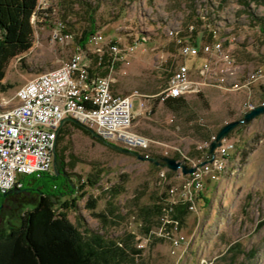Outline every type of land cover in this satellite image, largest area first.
Returning a JSON list of instances; mask_svg holds the SVG:
<instances>
[{
	"label": "rangeland",
	"instance_id": "1",
	"mask_svg": "<svg viewBox=\"0 0 264 264\" xmlns=\"http://www.w3.org/2000/svg\"><path fill=\"white\" fill-rule=\"evenodd\" d=\"M54 4V18L38 29L40 42L8 66L3 84L13 88L5 93L7 97L68 61L77 50V39L93 27L105 39L101 46L108 58L115 41L124 49L138 43L133 53L118 55L123 60L118 58L112 71L106 68L108 58L100 67L91 66L97 67L100 75L117 79L115 93L126 96L137 91L142 96L133 97L132 131L150 140V159L177 158L196 171L210 164L222 146H232L230 155L223 158L221 171L194 195L193 203L183 191L195 171L184 174L181 168L172 171L150 159L139 160L110 147L108 143L125 148L79 120L87 130L64 121L61 128H70V133L59 142V153L65 157L66 172L73 181L85 183L80 197L71 198H78V207L68 215L86 241L92 243L95 236L85 229L118 245L127 236H134V243L143 250L137 264H264V114L235 128L214 155L207 153L225 125L264 106V78L255 79L250 89L230 94L216 82L205 84L215 81L222 67H234L246 76L264 62V0H58ZM56 20L68 25L74 42L60 46L50 41L57 31ZM193 32H197L195 37ZM139 36L147 41L144 45L138 42ZM180 42L198 45V55L181 56ZM209 43L213 49L206 53ZM183 63L191 79L204 85L199 93L184 97L187 103L173 112L159 94ZM213 71L219 73L213 76ZM252 104L255 107L250 109ZM34 185L30 181L27 187ZM169 186L177 192L175 203L193 205L194 209H188L184 223L178 224L172 237L155 228L144 235L140 210L152 207ZM38 197L37 191L30 189L8 197L0 195V229L7 223L18 226L22 214L34 208ZM90 197L97 200L96 212L115 208L120 217L103 225L85 209ZM182 237L186 245L174 244Z\"/></svg>",
	"mask_w": 264,
	"mask_h": 264
},
{
	"label": "built area",
	"instance_id": "2",
	"mask_svg": "<svg viewBox=\"0 0 264 264\" xmlns=\"http://www.w3.org/2000/svg\"><path fill=\"white\" fill-rule=\"evenodd\" d=\"M57 1L38 0L32 17V22L37 27V29L35 27L34 46L40 42L38 29L45 26L40 23H46L49 18H54L52 7ZM56 30L50 41L60 46L74 42V34L69 32L66 23L56 20ZM173 33L171 32V36ZM104 41V37L96 33L89 38L85 48L76 45L77 50L68 61L62 62L59 68L44 73L39 79L30 80L12 97L0 93V193L23 188L24 178L28 176L40 177L50 172L58 132L68 117L79 120L106 140L119 143L146 159L153 157L150 154V140L132 131L135 118L133 97L142 96L137 91L131 95H119L113 90L117 82L116 78L112 75L103 76L92 72L89 55H100L99 65L102 66L104 53L101 45ZM119 43V41L112 43L108 51L110 58L106 68L111 71L118 58L123 60L118 55L123 52L124 56L133 53L135 45L138 44L134 43L124 49ZM180 44L181 56L198 55L199 50L196 46L183 45L182 42ZM220 46L217 45L218 48ZM128 48V52L125 53ZM211 49L213 48L210 43L205 46L206 53ZM252 71L245 76L243 72L235 71L234 67L232 70L222 67L219 77L205 84L216 82L215 84L227 94L234 90L250 89L255 79L264 78V62ZM212 73L215 76L219 72ZM201 85L204 83L191 79L189 68L183 63L169 79L159 97L163 99L191 96L190 94L200 92ZM254 107L255 105L252 104L250 109ZM231 148V145L222 146L210 164L198 167L192 174L186 186L187 190L183 191L185 196L190 195L187 196L190 201L194 203L192 200L194 195L204 190L205 183L209 179H215V175L222 169L223 158L230 155ZM174 189L170 191L173 197L177 193ZM189 208L193 210L194 206L190 205ZM178 224L175 222V230H178ZM181 239L180 243L176 239L174 244L186 245L187 241L183 237Z\"/></svg>",
	"mask_w": 264,
	"mask_h": 264
},
{
	"label": "trees",
	"instance_id": "3",
	"mask_svg": "<svg viewBox=\"0 0 264 264\" xmlns=\"http://www.w3.org/2000/svg\"><path fill=\"white\" fill-rule=\"evenodd\" d=\"M37 2L38 0H0V93H6L13 88L11 84H3L8 66L12 61L29 53L35 44L32 17ZM262 31L264 32L263 28ZM94 34L96 33L93 27L85 30L77 39L76 45L85 48ZM192 34L195 37L197 32ZM138 40L142 45L147 42L142 36H139ZM89 58L91 64L101 66L97 55H89ZM106 58L108 57L104 56L103 64H106ZM96 68H92V72H96ZM161 101L173 112H178L187 103L184 97H166L161 98ZM65 124L87 130L82 124ZM62 128L57 138L56 168L53 166L52 173L47 172L40 177L24 178V187L19 189L21 192L28 189L37 191L39 197L34 208L22 214L18 226L7 223L0 229V264H137L143 250L134 243V236H127L123 244L118 245L112 241L105 242L100 233L85 229L87 234L91 232L95 236L93 242L89 243L69 218L68 211L78 207V198H71L76 195L80 197V190L85 183H76L66 172L65 157L59 153L58 145L70 133V128ZM30 181H34V188L27 187ZM172 188L173 186H169L167 192L162 194L152 207L140 210L145 224L144 235L150 234L155 228L161 232L163 229L164 234L171 236L174 235L175 222L181 225L184 223L189 213V205L183 202L175 203L170 192ZM115 189L117 188L113 191L120 192ZM5 194L0 193L1 196ZM85 209L103 225L120 217L115 208H107V212H96L97 200L92 197L87 200Z\"/></svg>",
	"mask_w": 264,
	"mask_h": 264
},
{
	"label": "water",
	"instance_id": "4",
	"mask_svg": "<svg viewBox=\"0 0 264 264\" xmlns=\"http://www.w3.org/2000/svg\"><path fill=\"white\" fill-rule=\"evenodd\" d=\"M261 114H264V106H259V107L255 108L254 110H252L251 112L247 113L242 120H237V121H234V122H231V123L225 125L219 131V133L216 137V140L214 142H212L209 149L207 150V153L210 155H214L215 150L222 145V140L224 138H226L235 128H237L240 124L250 123L256 117L260 116ZM65 121H73L76 124L81 125L79 123V121H77L76 119H73V118H66ZM92 134L95 137L100 138L98 135L94 134L93 132H92ZM108 145L117 151H120V152L125 153V154L133 155L139 160H145V158L143 156H141L139 153L132 152L130 150H127L125 148H121V147L116 146L114 144L108 143ZM150 161L153 162L154 164L158 165V166L163 164L164 167H167L168 169H170L172 171H177L181 168L184 174L193 173L195 171L194 168H188L184 163L178 162L176 159L169 158V157H162L159 159L152 158V159H150ZM206 163L207 162H204L203 164H206ZM56 166H57V154H56V148H55V150H54V167L56 168ZM57 174H58V171H57ZM19 192H21V191L20 190H12L10 192H7L5 194V196H8L12 193H19Z\"/></svg>",
	"mask_w": 264,
	"mask_h": 264
},
{
	"label": "bare ground",
	"instance_id": "5",
	"mask_svg": "<svg viewBox=\"0 0 264 264\" xmlns=\"http://www.w3.org/2000/svg\"><path fill=\"white\" fill-rule=\"evenodd\" d=\"M41 77H43V74L40 75V76H38V77H36V78H34V79H39V78H41Z\"/></svg>",
	"mask_w": 264,
	"mask_h": 264
},
{
	"label": "crops",
	"instance_id": "6",
	"mask_svg": "<svg viewBox=\"0 0 264 264\" xmlns=\"http://www.w3.org/2000/svg\"><path fill=\"white\" fill-rule=\"evenodd\" d=\"M136 113H138V112H136Z\"/></svg>",
	"mask_w": 264,
	"mask_h": 264
}]
</instances>
